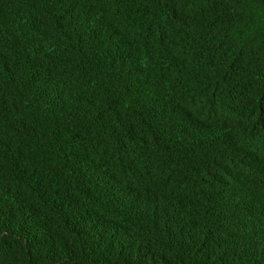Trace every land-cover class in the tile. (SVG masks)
Returning <instances> with one entry per match:
<instances>
[{
    "label": "trees",
    "instance_id": "1",
    "mask_svg": "<svg viewBox=\"0 0 264 264\" xmlns=\"http://www.w3.org/2000/svg\"><path fill=\"white\" fill-rule=\"evenodd\" d=\"M0 264H264V0H0Z\"/></svg>",
    "mask_w": 264,
    "mask_h": 264
}]
</instances>
